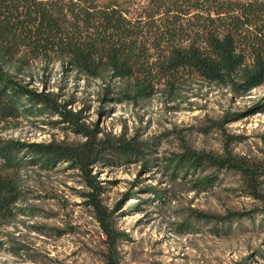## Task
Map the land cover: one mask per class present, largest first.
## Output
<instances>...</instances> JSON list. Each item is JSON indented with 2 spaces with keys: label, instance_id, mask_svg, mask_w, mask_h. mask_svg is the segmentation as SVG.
<instances>
[{
  "label": "trees",
  "instance_id": "obj_1",
  "mask_svg": "<svg viewBox=\"0 0 264 264\" xmlns=\"http://www.w3.org/2000/svg\"><path fill=\"white\" fill-rule=\"evenodd\" d=\"M58 68L64 83L98 81L106 99L135 105L158 92L174 101L180 87L195 79L244 96L264 86V0H0V223L21 212L17 206L29 193L19 170L69 163L88 190L81 193L83 204L103 236L101 263L122 264L128 235L101 197L91 166H151L158 144L125 130L98 137L82 111L68 108L74 98H65L63 86L48 90ZM53 115L59 118L53 124L62 122L83 139L42 143L4 136L22 118ZM239 142L240 136L225 134L221 152L183 144L161 159L169 176L191 177L195 190L208 191L224 173L237 175L243 194L262 205L253 215L190 211L192 222L211 226L217 236L242 216L255 213L264 221V151L261 159L235 153L232 144Z\"/></svg>",
  "mask_w": 264,
  "mask_h": 264
},
{
  "label": "rangeland",
  "instance_id": "obj_2",
  "mask_svg": "<svg viewBox=\"0 0 264 264\" xmlns=\"http://www.w3.org/2000/svg\"><path fill=\"white\" fill-rule=\"evenodd\" d=\"M55 72L48 90L60 92L63 86L65 98H74L68 108L82 111L85 125L96 129L98 137L103 132L119 134L125 130L128 135L139 132L140 138H153L158 144L151 166L142 162L91 166V174L103 187L101 197L115 209L118 227L128 235L121 245L122 264H264L261 215L238 218L222 236L212 234L211 226L192 222L189 216L190 211L245 215L261 208L258 201L243 194L237 175L224 173L217 184L201 191L192 188L191 177L173 179L162 165L164 159L181 151L183 144L221 152L225 134L241 137L242 142L232 144L235 153L261 159L264 86L235 96L225 88L195 79L180 87L174 101L158 92L135 105L114 97L106 99L104 86L98 81L64 83L60 69ZM58 119L56 115L22 118L18 127L4 136L42 143L83 139L63 129L64 123H52ZM18 175L29 193L17 206L21 212L0 223V264H102L98 253L103 236L83 204L81 193L88 190L79 172L69 163H61L49 171L25 167Z\"/></svg>",
  "mask_w": 264,
  "mask_h": 264
}]
</instances>
